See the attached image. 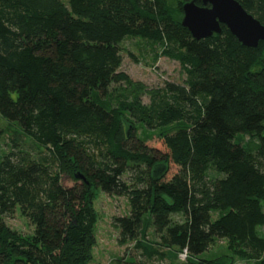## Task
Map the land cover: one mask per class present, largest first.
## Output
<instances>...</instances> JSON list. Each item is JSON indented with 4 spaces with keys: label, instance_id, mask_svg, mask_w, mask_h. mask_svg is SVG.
Here are the masks:
<instances>
[{
    "label": "trees",
    "instance_id": "trees-1",
    "mask_svg": "<svg viewBox=\"0 0 264 264\" xmlns=\"http://www.w3.org/2000/svg\"><path fill=\"white\" fill-rule=\"evenodd\" d=\"M185 1L176 0L182 13ZM239 1L264 24V0ZM173 9L168 0H0V115L22 131L6 140L0 128V264H87L92 187L129 201L115 218L119 242L135 241L144 258L118 264L164 258L141 240L149 226L162 246L187 250L184 264H209L192 258L219 238L264 264V42L243 46L225 25L197 40ZM127 39L178 61L183 84L151 90L149 104L106 106L97 96L127 79ZM131 119L172 127L137 141ZM17 211L32 235L6 223Z\"/></svg>",
    "mask_w": 264,
    "mask_h": 264
},
{
    "label": "rangeland",
    "instance_id": "rangeland-1",
    "mask_svg": "<svg viewBox=\"0 0 264 264\" xmlns=\"http://www.w3.org/2000/svg\"><path fill=\"white\" fill-rule=\"evenodd\" d=\"M168 2L174 8L172 11L175 17L182 20L183 13L178 9L176 0H168ZM159 50H161L159 46L147 40H125L122 44L123 65L120 71L127 79L113 82L110 86V94L107 97H97L108 107L117 104L121 100L134 97H140L144 103L149 104L151 90L162 88L167 82L183 84L185 72L181 64L176 60L160 56ZM127 124L132 125L131 134H134L137 141L138 139L150 141V138L154 139L158 135L170 132L172 127L163 130L150 129L133 119L127 120ZM0 128L5 133L6 140L11 139L10 137L15 133L20 134L22 132L16 123L6 120L1 115ZM246 140H248V137H246ZM26 141H29V139L26 138ZM150 144L163 154L167 152L164 144L159 140ZM63 183L65 186H73L75 181L70 176H64ZM87 197L98 218L94 230L95 243L86 251L89 256L87 264H118L119 259L123 258L130 261L144 258L141 255V249L135 247V241L125 245L119 242L120 229L116 225L115 218L130 213V204L127 197L109 195L98 187L90 188ZM5 221L20 235L30 236L34 232L33 224L19 211L15 213L14 217L6 216ZM142 239L151 247L165 253L162 260H154L155 264H168L170 262L184 264L190 260L189 255H183V251L179 248L162 246L152 226H149L145 237H142ZM192 261L209 264L255 263L252 259L236 255L230 249L228 241L223 238L215 240L205 253L193 257Z\"/></svg>",
    "mask_w": 264,
    "mask_h": 264
},
{
    "label": "water",
    "instance_id": "water-1",
    "mask_svg": "<svg viewBox=\"0 0 264 264\" xmlns=\"http://www.w3.org/2000/svg\"><path fill=\"white\" fill-rule=\"evenodd\" d=\"M181 24L197 40L221 34L225 25L243 46L255 48L264 42V24L239 0H187Z\"/></svg>",
    "mask_w": 264,
    "mask_h": 264
},
{
    "label": "built area",
    "instance_id": "built-area-1",
    "mask_svg": "<svg viewBox=\"0 0 264 264\" xmlns=\"http://www.w3.org/2000/svg\"><path fill=\"white\" fill-rule=\"evenodd\" d=\"M183 255L185 254L186 256H187V250H185V251H183V253H182Z\"/></svg>",
    "mask_w": 264,
    "mask_h": 264
}]
</instances>
